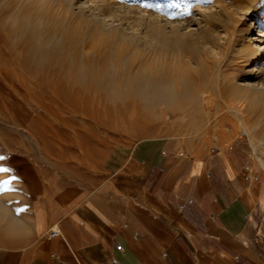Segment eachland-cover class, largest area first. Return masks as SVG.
I'll use <instances>...</instances> for the list:
<instances>
[{
    "label": "rangeland",
    "instance_id": "374dc122",
    "mask_svg": "<svg viewBox=\"0 0 264 264\" xmlns=\"http://www.w3.org/2000/svg\"><path fill=\"white\" fill-rule=\"evenodd\" d=\"M95 1L117 29L101 32L78 0H0V167L12 170L0 172V246L21 229V200L69 181H100L118 149L163 139L194 156L239 139L254 159L264 158V92L238 85L247 66L237 50L245 40L233 41L237 29L226 16L205 24L215 27L208 48L197 38L184 47L168 36L167 48L157 49L150 38L156 14L191 22L222 2L247 8L251 21L264 13V0ZM205 97L215 102L203 105ZM236 110L250 133L239 129ZM37 257L27 254L23 263Z\"/></svg>",
    "mask_w": 264,
    "mask_h": 264
},
{
    "label": "crops",
    "instance_id": "0c3cea01",
    "mask_svg": "<svg viewBox=\"0 0 264 264\" xmlns=\"http://www.w3.org/2000/svg\"><path fill=\"white\" fill-rule=\"evenodd\" d=\"M108 165L94 184L21 200L0 264H264V158L239 139L194 156L146 140Z\"/></svg>",
    "mask_w": 264,
    "mask_h": 264
},
{
    "label": "bare ground",
    "instance_id": "6f19581e",
    "mask_svg": "<svg viewBox=\"0 0 264 264\" xmlns=\"http://www.w3.org/2000/svg\"><path fill=\"white\" fill-rule=\"evenodd\" d=\"M78 1H79L78 2L79 12L82 15H86V16L90 17L91 20L94 23H96L97 26L100 27L101 32H104L106 30H112L115 28L117 29L119 27V25L116 24V21L113 20L114 16L112 17V15L107 14L106 13L107 11L103 12L104 4L101 1L100 2H98V1L93 2L94 0L93 1H91V0H78ZM220 4L214 6L210 9H208V7H207L208 10L205 8V10L201 12L202 18L201 19L199 18L200 20H196L195 18H192L195 20H193V21L190 20L191 22H186V21H182V20L174 22V21H170L167 18L160 16L159 14L152 16V19H151L152 26L150 24V26H151L150 27L151 28L150 29V36L151 37L150 38L153 39L152 45L157 49H161L162 47L167 48L168 41L166 38H168V36H169V38L171 37V38L178 39V41H175V40L174 41L177 42V44L180 46L185 47L186 46L185 45L186 40H188L187 42H189V39L192 40V39L197 38L200 41L199 44H200L201 48H203V47L208 48V47H210L209 45L214 44L213 43L214 41H212V40L214 39L213 32H215V30H214L215 27L214 26H208L207 28H205V24L207 23V21H210L211 23H213L214 20L216 19L215 16L217 14L221 13L222 15L226 16L227 22L230 23L231 25H233V27L235 29H237V33L233 36V41L236 40L237 35L241 36L240 38H242V42L244 40L246 41V42L244 41V43H242L241 46L238 47L239 49L237 50V55L239 56V58L241 60L240 64L242 66H247V68L248 67L249 68L248 69L246 68L243 70V74H245V76L239 78V80H238L239 84L238 85L245 87L247 90L264 92V20L263 19L261 20V16L264 15V13L262 14L261 11L257 10V12L255 13V18L251 21H248L247 20L248 19L247 14L249 13V10L247 8L241 7V6L238 7L236 5L235 9L229 10L227 6L220 5ZM225 34H226V32H225ZM212 36H213V38H212ZM215 36H216V34H215ZM223 40H225V38H223ZM170 41H172V40H170ZM215 44L217 46L219 44V46H220L221 42L217 40V42ZM172 51H174V50H172ZM95 99L89 100V101H91L90 102L91 105H93L92 103H95V101H97ZM158 100H159V98H158ZM89 101H86V102H88V104H89ZM214 102H215V100L212 98H206L205 97L202 99L203 105L213 104ZM177 103H178V101L173 102V104H177ZM159 113H160V111H159ZM202 114L199 115V118H203L202 120L206 119L205 115L204 114L202 115ZM233 114H235V116L237 117L239 129L243 132L250 133L249 129L244 128V121L245 120H243L240 117L243 113L240 110H236L235 112H233ZM102 118H104V117H102ZM156 119H157V124L160 125L161 124L160 122H162L161 117L159 115H157ZM171 121H172L171 124L173 126L178 125L177 116H174ZM207 123H208V120H207ZM152 129H154L153 132H157L158 130H160L159 127L158 128L156 127V129L152 127ZM65 134L66 133H63L64 136H66ZM89 137H91V136H89ZM255 151H257L256 148H255Z\"/></svg>",
    "mask_w": 264,
    "mask_h": 264
},
{
    "label": "snow or ice",
    "instance_id": "6c2138e0",
    "mask_svg": "<svg viewBox=\"0 0 264 264\" xmlns=\"http://www.w3.org/2000/svg\"><path fill=\"white\" fill-rule=\"evenodd\" d=\"M202 2H210V0H202ZM145 7H154V5H151V4H146L144 5ZM188 8L192 7V5H188L187 6ZM185 14H188L187 11L185 12ZM5 160V157L0 155V161H4ZM12 170L9 169V168H6V167H0V172H4V173H8V172H11ZM14 179H16V177H13ZM6 183V182H5Z\"/></svg>",
    "mask_w": 264,
    "mask_h": 264
},
{
    "label": "built area",
    "instance_id": "2783aa9c",
    "mask_svg": "<svg viewBox=\"0 0 264 264\" xmlns=\"http://www.w3.org/2000/svg\"><path fill=\"white\" fill-rule=\"evenodd\" d=\"M59 237H61L60 232L57 228L54 227L52 231L50 232L48 239L51 240V239H55Z\"/></svg>",
    "mask_w": 264,
    "mask_h": 264
}]
</instances>
